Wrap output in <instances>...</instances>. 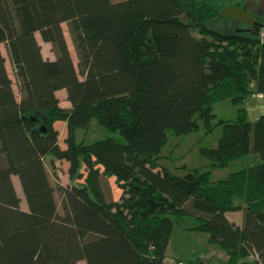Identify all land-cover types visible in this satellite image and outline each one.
Masks as SVG:
<instances>
[{
	"label": "trees",
	"instance_id": "trees-1",
	"mask_svg": "<svg viewBox=\"0 0 264 264\" xmlns=\"http://www.w3.org/2000/svg\"><path fill=\"white\" fill-rule=\"evenodd\" d=\"M134 1L0 0V264H186L170 261L168 246L175 223L189 217L187 230L207 233L226 264L252 256L264 264V115L249 122L243 107L235 120L214 122L212 111L264 94L262 26L214 31L230 20L220 16L224 0H151L146 9ZM93 119L120 139L78 140ZM200 123L206 135L223 129L216 148L200 149L210 170L161 166L170 135ZM251 155L260 162L212 179Z\"/></svg>",
	"mask_w": 264,
	"mask_h": 264
},
{
	"label": "rangeland",
	"instance_id": "rangeland-1",
	"mask_svg": "<svg viewBox=\"0 0 264 264\" xmlns=\"http://www.w3.org/2000/svg\"><path fill=\"white\" fill-rule=\"evenodd\" d=\"M140 1H134L135 5H137ZM139 5H142L146 9L148 6L151 5L149 1H143L142 3H139ZM224 5L226 8L234 7L237 9H243V8H250V11L255 14V21L262 26V34L261 38L264 39V0H224ZM241 25L238 23H234L230 20L222 19L218 21L217 23H214L211 25V28L214 31H217L219 33H243L246 34L247 32V26ZM65 30L66 39L69 45L70 52L72 54V57L74 61L76 62V56L75 51L72 46L69 34L66 32L67 28L66 25L63 26ZM38 39L40 37L38 36ZM43 53L46 57L50 59L55 58V53L51 49L50 44L43 43ZM2 51L7 59V67L10 73V76L14 79L12 67L9 61V57L7 54L6 47L2 46ZM15 90L17 88L15 87ZM64 94L66 95V92L63 90ZM245 108L247 111V120L249 122H255L259 117L264 115V99L260 97V95H251L244 105H234L230 100H225L221 102H217L213 105V113L215 114L214 122H218L219 120H235L237 118V111L239 108ZM64 122L66 126L65 121ZM200 128L197 132L186 135V136H173L170 135L169 143L165 147L162 153V158L159 159V164L161 166L174 169L176 167H180L183 165H187L190 168H200L203 171L210 170L212 162L200 154L201 148H216L218 140L223 135V129L222 127H219L215 129L214 132H212L209 135H206V129L202 123H200ZM78 140L84 141L86 144H92L94 142L104 140L109 137H113L116 140H119L118 135H112L110 134L100 123L98 120L93 119L87 129L79 130L78 132ZM63 140L60 137V143L63 145ZM140 159V155H130L129 161L134 165V167H140L144 168L145 162H143ZM143 162V163H142ZM260 162L259 156L251 155L246 158H241L237 161H235L230 167H227L225 169L221 170H215L212 174V179L214 181H220L223 179H226L229 177V175L233 172L244 170L250 168L252 165H256ZM49 167V165L47 164ZM50 168V167H49ZM68 169V164L65 162L64 166H62V173L60 183L62 185H67V173L66 170ZM142 175L145 176L146 172H142ZM14 184L16 186L17 192L19 197L22 199V206L24 208L27 207V203L20 185V181L18 177H14ZM106 180L112 185L114 197L118 198L120 195V191L118 190L116 183L114 179H107ZM105 180V181H106ZM53 184L56 183V181H52ZM55 182V183H54ZM56 185V184H55ZM56 197L58 202H60V196L58 194V191L56 193ZM239 204H243L241 200H237ZM244 205V204H243ZM195 225V218L189 217L186 220L182 222H176L175 227L171 236V239L169 241L168 246V256L170 261H176V260H184L187 261L190 257V255L193 253V250L197 249L201 253H207V258H213L214 264H226L229 254L225 251L218 250V249H210L208 247V238L209 235L204 232H194L187 230L189 227H192ZM256 257L252 256L249 259H246L248 264H256L255 261ZM192 263V262H191ZM79 264H86L85 261H81Z\"/></svg>",
	"mask_w": 264,
	"mask_h": 264
},
{
	"label": "crops",
	"instance_id": "crops-1",
	"mask_svg": "<svg viewBox=\"0 0 264 264\" xmlns=\"http://www.w3.org/2000/svg\"><path fill=\"white\" fill-rule=\"evenodd\" d=\"M140 1L139 3H142L144 0H137ZM145 1H149V3L152 4L151 0H145ZM139 3L137 5H139ZM142 6V5H141ZM141 8H144L143 6ZM246 9V8H245ZM63 91V90H62ZM59 91L57 93L58 97L61 99V105L65 108H69L70 104L69 102L66 101V95L64 94V92ZM65 91V90H64ZM66 92V91H65ZM260 97L262 98V100L264 99V94L260 95ZM55 127L58 129L59 131V138L61 137L62 139L65 138L66 134H67V123L65 126L64 122H58ZM207 253H201L199 252L197 249L193 250V253L190 255L189 259L187 261H185L186 264H197L204 256H206ZM180 261H184V260H180ZM192 262V263H191Z\"/></svg>",
	"mask_w": 264,
	"mask_h": 264
},
{
	"label": "water",
	"instance_id": "water-1",
	"mask_svg": "<svg viewBox=\"0 0 264 264\" xmlns=\"http://www.w3.org/2000/svg\"><path fill=\"white\" fill-rule=\"evenodd\" d=\"M220 16L235 21L241 25H248L252 27H257L260 25L255 21V14L245 8L237 9L234 7H229L224 9Z\"/></svg>",
	"mask_w": 264,
	"mask_h": 264
},
{
	"label": "bare ground",
	"instance_id": "bare-ground-1",
	"mask_svg": "<svg viewBox=\"0 0 264 264\" xmlns=\"http://www.w3.org/2000/svg\"><path fill=\"white\" fill-rule=\"evenodd\" d=\"M247 9V8H246ZM248 10V9H247ZM249 11V10H248ZM252 12V11H251Z\"/></svg>",
	"mask_w": 264,
	"mask_h": 264
},
{
	"label": "built area",
	"instance_id": "built-area-1",
	"mask_svg": "<svg viewBox=\"0 0 264 264\" xmlns=\"http://www.w3.org/2000/svg\"><path fill=\"white\" fill-rule=\"evenodd\" d=\"M179 264H183V263H179Z\"/></svg>",
	"mask_w": 264,
	"mask_h": 264
},
{
	"label": "flooded vegetation",
	"instance_id": "flooded-vegetation-1",
	"mask_svg": "<svg viewBox=\"0 0 264 264\" xmlns=\"http://www.w3.org/2000/svg\"><path fill=\"white\" fill-rule=\"evenodd\" d=\"M250 11V10H249ZM251 12V11H250Z\"/></svg>",
	"mask_w": 264,
	"mask_h": 264
}]
</instances>
